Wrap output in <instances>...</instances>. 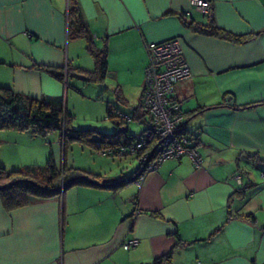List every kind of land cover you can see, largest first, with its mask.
Masks as SVG:
<instances>
[{
    "label": "crops",
    "instance_id": "crops-1",
    "mask_svg": "<svg viewBox=\"0 0 264 264\" xmlns=\"http://www.w3.org/2000/svg\"><path fill=\"white\" fill-rule=\"evenodd\" d=\"M75 1L98 46L107 44L106 76L119 87L129 66L126 73L136 70L143 78L147 42L180 38L191 76L175 85L173 96L188 111L186 127L202 160L171 158L141 184L121 189L70 187L13 209L0 199V264H151L166 253L169 259L160 264H264V0H210V15L189 0ZM69 5L0 0V60L14 63L8 45H42L14 74L17 85L38 86L42 98L64 91L63 82L35 64L50 63L56 47L68 43L70 51L76 38L68 37ZM188 10L189 20L182 15ZM212 21L247 36L231 41L198 29ZM27 133L36 136L0 130L2 165L1 147ZM244 148L256 151L260 178L225 167L215 171L218 153L228 149L232 162ZM133 238L136 245L125 248Z\"/></svg>",
    "mask_w": 264,
    "mask_h": 264
},
{
    "label": "trees",
    "instance_id": "trees-1",
    "mask_svg": "<svg viewBox=\"0 0 264 264\" xmlns=\"http://www.w3.org/2000/svg\"><path fill=\"white\" fill-rule=\"evenodd\" d=\"M182 15L186 19H190V12L184 11ZM68 27L69 38L82 37L85 39L86 49L94 61L93 69L75 66L76 71L69 64L66 69L65 66L55 64L36 63L35 65L38 68L45 69L55 79L64 84L65 79L71 74L85 82L103 81L108 71V46L107 44L101 47L98 46L95 35L83 18L75 0H70ZM198 29L206 34L231 41H241L247 36V34L233 33L213 21L206 26L198 27ZM115 92L119 101H126L119 86L116 87ZM180 109L185 117L180 131L189 135L186 127L188 111L185 112L182 106ZM106 112L107 118L112 120L115 125L114 131L108 132L97 127L74 128L70 123L72 114L63 105L62 95L52 98H37L19 92L12 87L0 85V130H30L35 135L45 137L49 131L56 129L60 132L59 139L64 149L69 140H79L82 143L96 147L101 152L110 148L107 154L129 153L137 157L139 163L137 169L129 174L108 178L100 175L90 176L81 168L68 166L66 161H62L58 165L52 153L49 154L45 164H25L18 168L9 169L0 163V199L3 205L7 209H13L26 204L32 196L48 197L61 194L74 185L106 186L118 189L130 181H136L138 175L143 172L144 167L139 160V156L132 153L131 149L136 146L142 136H146V124L150 120V115L144 109L142 92L138 103L133 106L129 116L110 103L107 105ZM130 120H136L142 124L141 129L136 133L129 128ZM189 137L192 140L190 135ZM156 138H158L157 135H152L151 140ZM2 142H4V139L0 136V144ZM191 144L192 142L188 143V146H191ZM153 214L157 215L156 213ZM178 240H180L179 236ZM168 259L169 253H166L156 256L151 264H160Z\"/></svg>",
    "mask_w": 264,
    "mask_h": 264
},
{
    "label": "rangeland",
    "instance_id": "rangeland-1",
    "mask_svg": "<svg viewBox=\"0 0 264 264\" xmlns=\"http://www.w3.org/2000/svg\"><path fill=\"white\" fill-rule=\"evenodd\" d=\"M8 54L13 56V61L11 65L6 64L0 60V85H6L12 88L22 87V93L30 95L32 97H40V89L38 86L31 84L27 85H17L15 72L21 70V64L29 66V61L34 59L33 52L38 54L43 51L42 45H37L35 47L31 44H23L21 47L11 48L9 45ZM34 48V51H33ZM64 50L60 48H55V54H52L50 63L60 66H66L69 64L73 70L77 71V66L93 69L94 61L91 54L88 52L85 46V42L81 38L72 39L70 41V51H68V43ZM4 50L0 47V52ZM57 51V53H56ZM15 64V66H14ZM125 67H128L127 65ZM126 69V72H130ZM124 74L121 77V91L126 99L125 102H121L116 96V87L118 82H116L115 77L112 75H107L103 81L92 80L85 82L75 75H69L65 79L64 91H63V105L72 114L71 125L74 128H87V127H97L104 131H114L115 125L107 118L106 108L110 103L115 107L119 108L129 114L132 112L133 106L138 103L141 94V83L145 78V73L143 78L137 75V71L134 70L131 73ZM134 73V74H133ZM133 74V75H132ZM139 74V73H138ZM196 118V117H195ZM193 118L189 120L192 121ZM142 127V124L136 120H130L129 128L132 132L136 133ZM59 130L53 129L49 131L46 136L32 134H19V139L17 143L4 144L1 147V157L2 163L6 168H18L25 164H45L46 159L49 154L52 153L55 162L60 165L62 161H66L68 166H74L83 169L90 176L100 175L101 177H119L122 174H129L137 169L139 163L135 156L127 154H107L102 153L96 147L82 143L79 140H69L65 146L59 139ZM31 147V148H30ZM30 148L34 151L26 154V150ZM14 152V155L13 153ZM222 160L214 165L215 171L222 170L225 167L228 170H236L242 172L244 175L246 171L251 172L253 176L261 177L260 171L256 168L254 163V157L256 151L252 149L244 148L234 155V161H230L232 158V153L226 149L225 151L218 153ZM13 155V156H12ZM188 155V154H184ZM190 156V155H189ZM212 157V156H210ZM171 158L163 160L158 167L162 164H170ZM194 165V164H193ZM238 173L234 176L237 177ZM235 177V178H236ZM237 180V178H236ZM112 183V182H111ZM135 181H130L121 188H126L128 186H133ZM85 186V185H74L72 187ZM96 188L112 189L111 187L101 186Z\"/></svg>",
    "mask_w": 264,
    "mask_h": 264
},
{
    "label": "built area",
    "instance_id": "built-area-1",
    "mask_svg": "<svg viewBox=\"0 0 264 264\" xmlns=\"http://www.w3.org/2000/svg\"><path fill=\"white\" fill-rule=\"evenodd\" d=\"M189 1L194 9L205 14L210 13L212 8L210 0ZM146 50L148 62L145 67L142 95L144 109L150 115V120L146 124V136H142L131 149L132 153L139 156L144 167L136 179L138 184L142 183L148 171L155 169L167 158L189 154L195 165H199L202 160L197 148L192 144L188 146V143L192 142L189 135L180 131L185 117L180 109V102L173 97L175 85L191 76L180 38L175 36L161 41H149L146 43ZM152 135H157L158 138L151 140ZM109 149L102 153H107ZM262 174L264 176V172ZM236 178L241 182L240 174ZM137 241L136 238L130 239L123 246L125 248L134 246Z\"/></svg>",
    "mask_w": 264,
    "mask_h": 264
}]
</instances>
